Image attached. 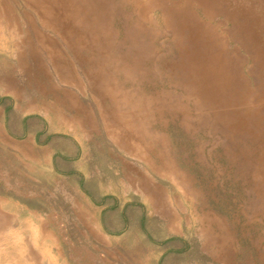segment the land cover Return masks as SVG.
Returning a JSON list of instances; mask_svg holds the SVG:
<instances>
[{
  "label": "rangeland",
  "instance_id": "1",
  "mask_svg": "<svg viewBox=\"0 0 264 264\" xmlns=\"http://www.w3.org/2000/svg\"><path fill=\"white\" fill-rule=\"evenodd\" d=\"M0 264H264V0H0Z\"/></svg>",
  "mask_w": 264,
  "mask_h": 264
},
{
  "label": "crops",
  "instance_id": "2",
  "mask_svg": "<svg viewBox=\"0 0 264 264\" xmlns=\"http://www.w3.org/2000/svg\"><path fill=\"white\" fill-rule=\"evenodd\" d=\"M2 110L4 109L1 108V111ZM16 113L15 115L9 116L7 120L6 124L9 128V132L11 131L14 137L20 138L19 141L28 142L35 148L38 147L47 151L49 153L48 160L52 168L59 166L60 157H68V155L63 154V152L57 147V142H59L58 140L61 137L59 131H44L41 127L39 128L38 125L32 124V117H29L26 112H20L17 110ZM31 116L41 117L42 115ZM42 117L46 122L47 119L44 116ZM3 124H5V122H3ZM18 125H20V127H18ZM102 208L103 210L105 209L104 205ZM102 208H100V211Z\"/></svg>",
  "mask_w": 264,
  "mask_h": 264
}]
</instances>
